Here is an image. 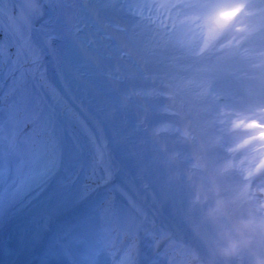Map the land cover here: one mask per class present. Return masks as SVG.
Wrapping results in <instances>:
<instances>
[{"label":"clouds","instance_id":"9594fccd","mask_svg":"<svg viewBox=\"0 0 264 264\" xmlns=\"http://www.w3.org/2000/svg\"><path fill=\"white\" fill-rule=\"evenodd\" d=\"M43 5L62 7L54 0H43ZM32 13L44 15L37 0H29ZM237 23L250 29L264 23V10ZM30 26L31 20L19 14L8 25L17 31ZM129 37L113 33L122 49L120 59L129 61V87L119 92L114 109L121 114L114 140L134 169L126 173L131 198L148 211L143 200L147 189L183 180L186 195L180 211L194 217L206 236L202 264H264V86L251 79L258 71L252 64L264 59V28H233L210 45L200 63L226 60L232 74L217 79L210 93L194 101L178 89V77L185 74L171 64L170 53L152 54L145 49L146 36L131 44ZM166 123L180 131L157 134ZM253 124L259 126H248ZM145 223L137 214L118 221L117 248L139 246L137 233Z\"/></svg>","mask_w":264,"mask_h":264},{"label":"snow or ice","instance_id":"6c2138e0","mask_svg":"<svg viewBox=\"0 0 264 264\" xmlns=\"http://www.w3.org/2000/svg\"><path fill=\"white\" fill-rule=\"evenodd\" d=\"M84 6L92 4V0H80ZM62 6H75L77 0H54ZM89 8L93 20L97 24V32H103V39H113V33L126 32L134 38H144L145 49L152 54L157 52L170 53L168 57L178 72L177 87L189 94L194 101L212 91L215 81L232 72L226 60L208 65L200 63L210 45L226 31H259L264 23H257L251 29L246 24H238L243 18L257 17L264 10V0H95ZM87 8V7H86ZM109 18H102L101 13ZM3 9L0 8V58H6L19 51L21 56L30 58L37 63L36 52L31 44V26L27 30H12L3 24ZM127 17L128 23H112L111 19ZM11 37L13 45L9 47L6 39ZM250 57L248 53L244 54ZM15 58V57H13ZM6 62V59H5ZM258 69L251 79L264 86V59L252 64ZM249 127L259 125H248ZM172 124L162 125L157 134L179 132ZM184 131L183 136L189 137ZM264 138V134H262ZM219 139V138H217ZM63 153L58 151L57 142L51 133L44 136L39 143L31 148L30 160L21 165L19 173L10 185L11 191L5 188L0 193V211L6 213L18 200L23 199L37 188L47 185L55 179L60 171ZM98 160L102 155L98 152ZM193 167L198 166L193 164ZM182 176V173H178ZM184 186L183 180H169V185ZM87 193L82 198H86ZM125 195L129 206L137 216L148 222L145 234L151 241L152 258L149 264H202L201 253L207 246L206 236L199 229L195 218L181 213V222L186 232H176L167 228L157 227L152 219L149 222L148 211L138 205L130 196ZM119 221L117 214L110 208L102 213V227L95 233L86 247L82 260L86 264H97L98 258L106 254L110 264H137L139 246L129 245L120 249L116 246L117 233L115 226ZM139 233H137V236Z\"/></svg>","mask_w":264,"mask_h":264},{"label":"bare ground","instance_id":"6f19581e","mask_svg":"<svg viewBox=\"0 0 264 264\" xmlns=\"http://www.w3.org/2000/svg\"><path fill=\"white\" fill-rule=\"evenodd\" d=\"M18 1V0H17ZM22 2L23 6L29 8V0H19ZM37 4L39 7L43 8L45 13L44 18L39 19V15L36 13H32L31 15H24L28 19L31 20L32 26L36 30L42 29V33L48 36H55L60 41L62 46L47 44V47L54 51L55 55L60 60H67L68 62L73 61L74 64H77L81 67L82 72L92 79L96 80L103 89H106V84L103 78H108V74L110 73L112 78L122 77L119 84H112L110 80L106 79V83L109 86V90H115L116 94L109 93L110 98L114 101L115 104L118 102L117 92L119 89L122 91H126L129 87L128 81V69L126 68V64L123 67H114L110 66L104 69V66L101 64H105L103 61H98L95 63L96 54L99 53L102 55L101 59L107 55L108 58L111 57V54L106 51L103 47H108L110 49L119 48L115 41L103 39L104 33L97 32V24L93 20L92 15L90 14L89 8L85 7L80 0H77L75 6H62L60 8H56L54 6H45L43 5V0H37ZM72 16V20L69 21L67 19L68 15ZM114 21V18L111 19V22ZM35 26V27H34ZM79 29L78 31H75ZM49 29H53L54 32H49ZM46 37L41 38L39 35L37 36V41L40 42L42 40L44 43L46 42ZM66 52H71L74 55L72 59H69ZM108 61V60H106ZM119 69V71H117ZM118 88V90H117ZM93 92V90H92ZM99 143L101 144V150L103 153L108 155H115L119 160L118 164H114V175L115 178L123 177L121 175V167L128 166L129 168H133L132 164L123 158V153L116 149L115 142L109 140L106 137H100ZM110 152H114L115 154H109ZM164 191L169 193L171 196L181 199L185 196V191L175 184L161 186Z\"/></svg>","mask_w":264,"mask_h":264},{"label":"rangeland","instance_id":"374dc122","mask_svg":"<svg viewBox=\"0 0 264 264\" xmlns=\"http://www.w3.org/2000/svg\"><path fill=\"white\" fill-rule=\"evenodd\" d=\"M14 3V6L12 7L13 10L11 11L12 14L17 16L18 14L20 15L23 13V15H28L29 16V8L23 6L21 1L17 0H11ZM37 57V54H36Z\"/></svg>","mask_w":264,"mask_h":264},{"label":"trees","instance_id":"16d2710c","mask_svg":"<svg viewBox=\"0 0 264 264\" xmlns=\"http://www.w3.org/2000/svg\"><path fill=\"white\" fill-rule=\"evenodd\" d=\"M6 3H8L7 0H0V5L3 6V8H5L6 10H3V12H7L10 10V6H6Z\"/></svg>","mask_w":264,"mask_h":264}]
</instances>
